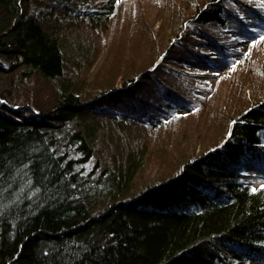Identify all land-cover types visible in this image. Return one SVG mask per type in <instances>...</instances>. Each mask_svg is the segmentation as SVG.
<instances>
[{
  "label": "trees",
  "instance_id": "1",
  "mask_svg": "<svg viewBox=\"0 0 264 264\" xmlns=\"http://www.w3.org/2000/svg\"><path fill=\"white\" fill-rule=\"evenodd\" d=\"M119 3L0 0V264H256L264 85L231 116L230 135L198 149L184 131L168 151L159 135L178 138L174 129L205 97L189 92L199 76L158 60H226L215 26L246 35L264 13L248 2L246 20L238 0H182L158 28L168 44L158 31L122 39L121 50L106 40L115 59L96 81L84 30H108ZM249 170L263 179L249 180Z\"/></svg>",
  "mask_w": 264,
  "mask_h": 264
},
{
  "label": "rangeland",
  "instance_id": "2",
  "mask_svg": "<svg viewBox=\"0 0 264 264\" xmlns=\"http://www.w3.org/2000/svg\"><path fill=\"white\" fill-rule=\"evenodd\" d=\"M119 2V12L108 30H84V35H86L84 40L93 45L91 50L92 61L87 68L90 73L96 74V81L103 78L107 79L109 75L104 67V60L107 59L105 55L109 47L105 44L106 40L111 42L118 39L117 44L121 50L124 47L122 39L144 40L149 36L148 32L153 34L152 31H158L159 39L163 33L166 36L163 43L168 44L171 38L167 37V30L160 31V33L158 28L165 21L167 24L173 23L178 5H181L182 0H119ZM248 2L252 4L254 9L264 13V0H238L241 18L249 20L246 12L247 6H250L249 4L246 5ZM248 25L255 26L256 31L244 35L236 27H231L233 29L230 31V27L227 25L215 26L212 34L221 35L219 45L225 48V54L228 56L226 60L216 57L212 65L208 59L198 56H195L194 59L184 60L176 55L161 54L158 62L167 61L169 67L199 76L192 81L194 85L189 87V92L193 98L205 97V99L202 101L203 105L193 115L182 118L183 122L178 124L181 127L174 129V132L171 130L179 135L178 138L171 137L169 132H162L159 135L160 140L157 145L161 146L163 143L164 148L166 146L168 151L169 149L174 150L177 146V140L186 131L189 135L181 138L185 140L186 144L199 149L204 145V141L218 138L221 132L226 129L230 134L233 124L231 116L240 110L245 102L251 101L254 96L253 93L257 94V91L261 90L262 85H264V41H260L261 37H264V23L258 24V22L248 21ZM143 29L145 36L142 35ZM229 31L231 34L228 33ZM252 34L254 36L251 37ZM114 42L112 43L114 44ZM139 44L142 45V42ZM196 50H200L201 54L207 56L212 55L211 49L203 42L196 44ZM110 54L113 55V59L108 56L107 60L113 64L115 56L113 52ZM146 55L148 56L146 60H148L151 56L157 55V52L156 50L154 52L149 51ZM141 61L139 60L141 63L139 67L145 63ZM148 65H151V62ZM203 68L205 69L203 70ZM207 137L209 138L207 139ZM170 142L173 143V148H169V146L171 147ZM257 148L264 150V144L257 145ZM197 150L196 152H198ZM163 156L165 157V155ZM157 172L158 170L154 171L153 174H157ZM248 174L251 181L260 182L263 179L262 174L258 171L249 170ZM254 262L264 264V259L255 258Z\"/></svg>",
  "mask_w": 264,
  "mask_h": 264
},
{
  "label": "snow or ice",
  "instance_id": "3",
  "mask_svg": "<svg viewBox=\"0 0 264 264\" xmlns=\"http://www.w3.org/2000/svg\"><path fill=\"white\" fill-rule=\"evenodd\" d=\"M261 39H264V37H261ZM255 190V189H254Z\"/></svg>",
  "mask_w": 264,
  "mask_h": 264
}]
</instances>
